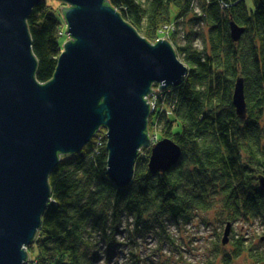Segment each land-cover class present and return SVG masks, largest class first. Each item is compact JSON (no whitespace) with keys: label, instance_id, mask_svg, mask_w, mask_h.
Returning <instances> with one entry per match:
<instances>
[{"label":"trees","instance_id":"1","mask_svg":"<svg viewBox=\"0 0 264 264\" xmlns=\"http://www.w3.org/2000/svg\"><path fill=\"white\" fill-rule=\"evenodd\" d=\"M107 1L150 43L166 25L175 27L168 35L189 72L178 87L155 86L149 126L156 127L157 141H174L182 156L166 173L153 174L151 151L144 149L132 183L123 189L108 176L105 130L81 153L63 156L50 177L52 200L33 245L35 264H96L103 245L110 261L115 235L123 232L128 245L117 246L130 248L128 264H146L141 248L148 238L156 245L149 264H189L175 232L182 237L201 213L210 212L227 226L257 222L264 240V0H251L252 9L245 0ZM232 22L246 29L238 43ZM27 23L36 79L46 84L64 50L65 19L42 0ZM202 24L209 29L208 45L200 48ZM238 78L245 84V118L233 103ZM124 224L129 227L122 229ZM232 247L226 252L217 246L204 264H234L243 254L264 264V251L247 238H234ZM162 251L177 252V260Z\"/></svg>","mask_w":264,"mask_h":264},{"label":"water","instance_id":"2","mask_svg":"<svg viewBox=\"0 0 264 264\" xmlns=\"http://www.w3.org/2000/svg\"><path fill=\"white\" fill-rule=\"evenodd\" d=\"M59 1L69 5L62 9L69 41L53 79L42 84L27 23L42 0H0V264L28 263L27 248L52 200L51 175L63 156L81 153L101 130L108 176L121 189L132 183L144 149L153 174L182 156L174 141L153 143L149 133L153 87H178L189 72L174 47L166 39L148 42L107 0ZM230 29L235 43L246 32L234 22ZM233 103L245 118L242 78Z\"/></svg>","mask_w":264,"mask_h":264},{"label":"rangeland","instance_id":"3","mask_svg":"<svg viewBox=\"0 0 264 264\" xmlns=\"http://www.w3.org/2000/svg\"><path fill=\"white\" fill-rule=\"evenodd\" d=\"M47 3L51 6L55 13H58V16L64 21V14H63V7L69 8V5L59 1V0H46ZM246 4L250 9H252V2L251 0H245ZM64 29L67 30V25H64ZM199 40L197 41V46L203 48L205 45H208V32L209 29L204 26L203 24L200 25L199 29ZM69 41V36L66 32V37L63 39V46ZM156 106V103H153ZM156 109V107H155ZM155 114V113H154ZM156 131V127L149 126V133L152 138H154V134ZM106 137V133H105ZM158 142V141H156ZM204 223H208L207 225ZM129 225H123L122 229H127L126 227ZM227 225L222 224L216 218V214L214 212L210 213H201L198 219H196L192 225L186 227L183 230L182 237L180 236L179 232H175V236L177 239V245L181 249V253L184 254V259H187L189 264H204L206 261L209 260L210 254L216 253L217 250L215 248L219 245L224 248L226 252L232 251V243L235 239L240 237L247 238V241L253 243L254 247L258 250L264 251V240H260L259 238L263 235L262 230L259 227L257 222H248L242 223L240 225H231L230 228V235H229V244L224 246L222 245V240L224 237L225 230ZM37 239V238H36ZM116 243L112 244V249L114 251L113 255L111 256L110 261L106 260V249L108 248L107 245L101 246V260H98L96 264H128V259L130 258L129 252L130 248L128 246H120L117 245H128V237L127 233L123 232L122 234L115 235ZM36 242V240H35ZM34 242V244H35ZM155 242L148 238L144 241V246L141 248L144 251V258H147L145 263L149 264L150 262L154 261L153 258L154 252L156 251ZM33 244V245H34ZM29 246L27 248V252L29 255L28 263L27 264H35L37 261L38 256V249L36 246ZM32 247V248H31ZM123 251V253H121ZM166 254L167 256L171 255L172 260H177V252H169V251H162V254ZM125 255V256H124ZM197 257H199L197 259ZM203 257V258H202ZM165 260V258L163 259ZM234 264H255L253 260H251L250 256L247 254H243L240 258H238Z\"/></svg>","mask_w":264,"mask_h":264},{"label":"bare ground","instance_id":"4","mask_svg":"<svg viewBox=\"0 0 264 264\" xmlns=\"http://www.w3.org/2000/svg\"><path fill=\"white\" fill-rule=\"evenodd\" d=\"M66 23V22H65ZM67 25V24H66ZM173 28H174V30H175V27H174V25H171V24H169V25H166L165 27H163V32L160 34V36L155 40V42L154 43H151V44H153V45H155L156 44V42L158 41V40H160V39H166L172 46H173V44H172V42H171V39L169 38L170 36L168 35V31H169V33H170V31H173ZM67 31V30H66ZM142 36V35H141ZM143 38H144V36H142ZM147 40V39H146ZM174 47V46H173ZM174 49H175V47H174ZM175 51H176V49H175ZM177 53V52H176ZM153 90H154V94L157 92V90H156V87L154 86L153 87ZM154 98H155V96H154ZM155 102V101H154ZM154 102H152V103H154ZM150 104H152L151 102H149ZM96 137V136H95ZM106 138V137H105ZM95 139V138H94ZM106 141H107V139H106ZM159 142V141H158ZM106 149H107V146H106ZM109 154V153H108Z\"/></svg>","mask_w":264,"mask_h":264},{"label":"built area","instance_id":"5","mask_svg":"<svg viewBox=\"0 0 264 264\" xmlns=\"http://www.w3.org/2000/svg\"><path fill=\"white\" fill-rule=\"evenodd\" d=\"M151 103L152 102H154L155 101V98H154V96L149 100ZM152 106L153 107H156V106H154V104L152 103ZM153 139V143H156V141H157V139L154 137V138H152Z\"/></svg>","mask_w":264,"mask_h":264}]
</instances>
